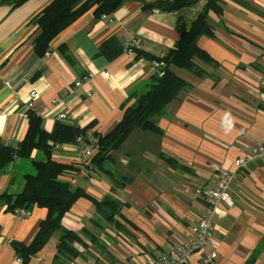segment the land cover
<instances>
[{"label":"crops","instance_id":"obj_1","mask_svg":"<svg viewBox=\"0 0 264 264\" xmlns=\"http://www.w3.org/2000/svg\"><path fill=\"white\" fill-rule=\"evenodd\" d=\"M52 1L28 0L12 8L0 0V144L15 147L32 126L54 133L60 113L84 133L72 139L66 131L69 142H48L49 155L33 146L27 157L14 158L0 168V193L24 191L25 178L36 175L35 163L49 159L67 165L70 170L60 182L98 201L120 202V215L108 221L90 200L77 199L60 228L25 264H39L37 259L44 264H144L184 243L187 228L200 218L204 203L184 186L211 187L221 172L234 170L240 154L264 141V0H217L220 12L207 17L214 35H199L196 44L218 66L201 65L206 72L200 77L170 68L189 89L167 104L164 116L151 119L161 133L135 129L111 152L103 170L91 166L98 151L82 165L76 139L95 148V138L118 125L126 107L147 93L157 73L150 63L173 49L206 0L171 12H146V4L156 0H126L107 15L89 10L38 55L30 21ZM131 41L137 44L128 55ZM89 74L88 82L73 87ZM31 91L39 94L32 111L40 119L36 124L24 108ZM59 93H65L64 100L51 106ZM229 197L231 204H221L214 216L205 252L215 253L217 264H264V156L239 169ZM29 212L30 217H20L0 205V264H16L13 245H30L47 214L38 207ZM64 231L89 235L74 244L78 255L72 259L58 254Z\"/></svg>","mask_w":264,"mask_h":264},{"label":"trees","instance_id":"obj_2","mask_svg":"<svg viewBox=\"0 0 264 264\" xmlns=\"http://www.w3.org/2000/svg\"><path fill=\"white\" fill-rule=\"evenodd\" d=\"M28 0H8L12 8L20 6ZM123 0H53L40 13L30 21L34 25L33 39L36 54L43 55L48 49L49 43L65 27L72 23L81 14L92 10L96 15L109 14L114 11ZM194 0H156L152 3L157 11L171 12L188 6ZM204 11L192 23L187 32L181 34L179 40L168 54L162 58L166 63V68L162 69L161 76L152 77L148 85L147 93L135 100V103L128 107L120 122L107 135L98 137L99 150L93 157L91 166L104 169L102 164L108 161L111 152L121 145L135 129H145L154 133L161 131L154 126L151 119L156 116H164L165 107L175 100L180 92L187 91L189 85L178 78L169 66L184 70L193 76L200 77L206 70L201 66L216 68L217 63L204 51L199 49L196 40L199 35L211 37L213 30L207 23L209 13H219L220 6L217 0H206ZM149 7V6H148ZM149 58H152L148 56ZM27 117L32 124L39 123V117L35 112L27 111ZM38 131L32 126L28 135L15 147L0 144V168L13 161L14 158H25L30 149L35 146L49 155L51 146L54 144H64L69 142L65 132L67 131L72 139L77 135H83V131L76 129L75 125L67 123L58 124L54 133L41 131L39 135H34ZM36 137L38 140H35ZM36 142V143H35ZM48 159V157H47ZM166 162L172 166H178L171 159L162 156ZM36 175L25 178V189L19 194L9 195L0 193V205L5 206L7 211L13 212L15 209L31 210L34 207L43 208L47 214L40 223L39 230L34 240L28 246L14 244L13 249L17 257L23 259V264L40 251L48 242L54 231L60 228L61 218L64 213L79 198H85L92 202L98 214L113 221L114 216L120 215L121 203L104 199L98 201L86 192L76 189L72 190L67 183L59 181L61 175L66 174L70 167L52 160L34 164ZM92 167V168H93ZM200 187L202 189L212 188ZM203 202V201H202ZM204 203V202H203ZM89 236L88 233L81 234L71 231H64L58 241V254L65 255L72 259L78 255L74 249V244H82L81 236Z\"/></svg>","mask_w":264,"mask_h":264},{"label":"built area","instance_id":"obj_3","mask_svg":"<svg viewBox=\"0 0 264 264\" xmlns=\"http://www.w3.org/2000/svg\"><path fill=\"white\" fill-rule=\"evenodd\" d=\"M136 44V43H135ZM135 44L125 47V52L133 51ZM152 66L155 71L159 72L163 67V62L153 61ZM91 79V75L83 76L79 81L73 83L74 88L80 87L82 84L88 82ZM89 96V94H87ZM39 94L36 92H30L27 100L24 102L25 110L35 111L34 101L38 99ZM65 93H59L51 100V106H59L64 100ZM58 120L69 121L68 117L64 113H60L56 117ZM69 123H72L71 121ZM74 125V124H72ZM76 145L80 148L82 158V165L87 166L89 158L95 152L93 146L87 144L81 138H77ZM264 156V141L253 147L250 152L240 154L234 161L233 171L221 172L214 183L212 188L202 189L200 187L184 186V191L198 197L204 202V208L200 218L190 225L186 230V241L177 247L168 250L160 256L154 257L144 264H217V255L215 253L205 252V247L211 240L213 232V219L220 210L221 204L230 205L231 199L229 197L230 185L235 179V176L239 169L248 166L256 158ZM214 171L217 169L212 167ZM14 214L20 217H30L31 213L24 209H15ZM193 258H195L193 260ZM39 264H44L43 261L37 259ZM16 264H22L23 260L20 257H16Z\"/></svg>","mask_w":264,"mask_h":264},{"label":"bare ground","instance_id":"obj_4","mask_svg":"<svg viewBox=\"0 0 264 264\" xmlns=\"http://www.w3.org/2000/svg\"><path fill=\"white\" fill-rule=\"evenodd\" d=\"M206 4H207V2H206ZM205 8V7H204ZM200 15V14H199ZM198 15V16H199ZM197 19V18H196ZM195 19V20H196ZM194 20V21H195ZM214 32V31H213ZM136 45V44H135ZM135 48V46L133 47V49ZM156 61H158V62H163L162 61V58L161 59H156ZM150 63V62H149ZM164 63V67L162 68V69H165L166 68V63L165 62H163ZM152 63H150V65H151ZM160 70V72H157V73H155V75L156 76H161L162 74H163V70ZM128 107H126V109H127ZM125 109V110H126ZM125 110H124V112H125ZM56 120H58L57 118H56ZM58 121H60L61 123H67V124H69V125H72V124H74L75 122L73 121V119H71L70 118V120L69 121H64V120H58ZM72 122V123H69V122ZM75 125V124H74ZM56 145V144H55ZM57 146H58V144H57ZM56 147V146H55ZM94 147H95V151H98L99 150V141H98V138H95V140H94Z\"/></svg>","mask_w":264,"mask_h":264},{"label":"rangeland","instance_id":"obj_5","mask_svg":"<svg viewBox=\"0 0 264 264\" xmlns=\"http://www.w3.org/2000/svg\"><path fill=\"white\" fill-rule=\"evenodd\" d=\"M124 1H126V0H123V1L119 4V6H120ZM146 5L149 6L147 9H145L146 12H150V13H151V12H155V11L158 10L157 8L153 7L152 3H151V4H150V3H149V4H146ZM146 5H145V6H146ZM141 9H142V8H141ZM135 43L137 44L136 41H133V42L131 41V42L128 44V47H130V45H133V44H135ZM126 53H127L128 55H130V54L133 53V51L131 50L130 52H126ZM170 68H175V67H172V66L170 67V66H169V69H170ZM175 69H177V68H175ZM170 70H171V69H170ZM178 70H181V69H178ZM171 71H172V70H171ZM172 72H173V71H172ZM173 73H174V72H173ZM177 77H178V76H177ZM178 78H179V77H178ZM180 79H181V78H180ZM183 81H184V80H183ZM31 92H33V91H31ZM29 94H30V93H29ZM28 111H31V110H28ZM26 112H27V111H26ZM213 170H214V169H212L211 171H213Z\"/></svg>","mask_w":264,"mask_h":264}]
</instances>
